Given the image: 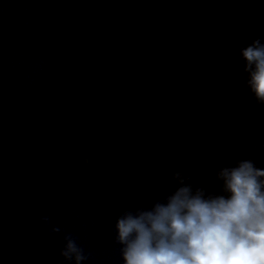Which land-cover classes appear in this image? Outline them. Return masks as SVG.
Returning a JSON list of instances; mask_svg holds the SVG:
<instances>
[{
    "label": "clouds",
    "instance_id": "1",
    "mask_svg": "<svg viewBox=\"0 0 264 264\" xmlns=\"http://www.w3.org/2000/svg\"><path fill=\"white\" fill-rule=\"evenodd\" d=\"M240 55L247 87L264 106V38L241 47ZM83 162L89 165L91 158L85 156ZM191 180L183 171H174L169 179L174 191L155 198L151 207L120 212L114 241L123 264H264V168L253 159L221 166L215 173L220 194ZM41 224L47 228L49 217L42 216ZM60 233L59 227H51L48 244L54 246ZM62 239L61 264L90 259L73 233H63Z\"/></svg>",
    "mask_w": 264,
    "mask_h": 264
}]
</instances>
